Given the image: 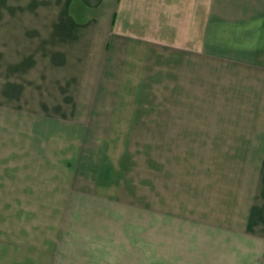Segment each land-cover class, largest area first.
<instances>
[{
	"label": "crops",
	"instance_id": "1",
	"mask_svg": "<svg viewBox=\"0 0 264 264\" xmlns=\"http://www.w3.org/2000/svg\"><path fill=\"white\" fill-rule=\"evenodd\" d=\"M259 42L264 0H0V113L17 127L26 112L19 126L30 127L32 141L43 129L39 141L47 149L52 135L69 142L64 166L94 191L59 203L58 264L241 260L239 249L228 253L227 230L217 227L223 234L212 238L210 216L196 208L204 200L123 196L127 188L139 194L156 185L142 176L174 173L165 166L181 141L215 140L179 135L194 125L184 115L194 111L196 87L205 88L210 76L219 81L227 64L257 67L264 59ZM213 56L221 57L219 67H212ZM12 143L0 133V169ZM235 213L230 230L242 237L241 208ZM253 219L248 233L257 237Z\"/></svg>",
	"mask_w": 264,
	"mask_h": 264
},
{
	"label": "rangeland",
	"instance_id": "2",
	"mask_svg": "<svg viewBox=\"0 0 264 264\" xmlns=\"http://www.w3.org/2000/svg\"><path fill=\"white\" fill-rule=\"evenodd\" d=\"M259 43L260 46L264 44ZM220 59V56H213L212 67H219ZM252 65L219 67V81L218 76L212 80L210 76L209 82L205 80V88L196 87L199 94L194 111L184 115L185 121L194 125L181 127L179 135L184 139L185 135L192 134L196 138L215 136V140L207 144L181 141L178 153L172 154L173 159L165 166L174 173L159 171L150 178L142 176L146 182L150 179V183L156 179V185H153L157 186L156 191L147 184L142 193L127 188L124 190L126 196H123L204 200L205 205L196 208L205 210V215L210 216L212 238L223 234L217 227L227 230L224 239L228 253L233 254L237 248L244 257L239 260L237 255L236 264H264V215L261 213V207H264V59L259 60L258 68ZM211 75L213 77V73ZM22 113L17 117V127L10 123L8 126L6 120L10 114L0 113V121L4 123L0 128L1 135L4 134L6 139L8 136L13 138L8 157L2 158L0 169V264H58L59 203L64 198L94 197V191L85 190L84 180L75 176L71 166H64L65 160L72 157L71 144H60L52 135L51 147L47 149V145L39 141L43 132L39 128L35 129L32 141L30 127L19 126L21 120L26 119L27 113ZM218 136L226 141L218 142ZM188 147L187 156L185 150ZM191 148L194 150L192 155ZM231 152L242 157L234 158ZM144 166L140 164L141 170L148 171ZM10 169L16 170V175L10 174ZM98 195L115 197L100 190ZM240 208L243 213L242 237L230 230L235 227V211L238 214ZM252 217L258 226L257 237L248 233ZM241 225L237 222V229H241ZM224 239H212L211 243H223ZM227 263H234V260L227 256Z\"/></svg>",
	"mask_w": 264,
	"mask_h": 264
}]
</instances>
